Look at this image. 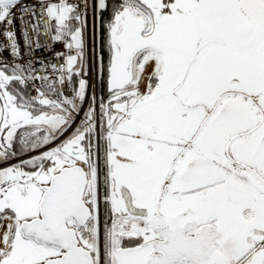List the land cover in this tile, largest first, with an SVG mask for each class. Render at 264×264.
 <instances>
[{"label":"snow or ice","instance_id":"6c2138e0","mask_svg":"<svg viewBox=\"0 0 264 264\" xmlns=\"http://www.w3.org/2000/svg\"><path fill=\"white\" fill-rule=\"evenodd\" d=\"M17 21L66 51L0 60V264H264V0H0L14 58Z\"/></svg>","mask_w":264,"mask_h":264},{"label":"built area","instance_id":"2783aa9c","mask_svg":"<svg viewBox=\"0 0 264 264\" xmlns=\"http://www.w3.org/2000/svg\"><path fill=\"white\" fill-rule=\"evenodd\" d=\"M29 4L33 3L34 0H27ZM52 2H56V0H52ZM71 2L74 3H82V0H71ZM89 3H91V0H89ZM83 10V9H82ZM86 17L88 20V26H89V35H90V40H89V45L90 48L93 46V40H92V35L93 33H97V40H96V47L98 48V32L97 28L98 25L95 20V13L92 8H89L86 13ZM35 22V20L33 21ZM8 30L7 26L5 25H0V49H3L0 51V60H3L8 63H13V62H22V63H27L29 60H32L34 63V67L39 70L41 68V63L37 61H43V63H51L55 62V53L59 51H66L64 49V46L61 42H51L48 40V38L44 35V29L43 26L41 25L40 30H39V37L35 33L31 32V28L29 27L28 31L30 35L32 36L33 41L39 39L40 44L42 47L40 49H35L32 52H29L28 46L24 42V24L23 22L17 21L16 24V32H17V43L19 47L21 48V56L14 58L11 53V47L7 43L6 38L2 35L4 31ZM47 46V48L51 49L46 50L44 46ZM91 55V52H90ZM94 82V81H93ZM35 87H39L41 84V81H33L31 82ZM71 88L72 86L69 85L66 88V94L71 93ZM91 91V90H90ZM32 94L35 95V91L32 90ZM99 95V93H98ZM86 107V105H85ZM83 113H81V116ZM77 123H79V118L77 119Z\"/></svg>","mask_w":264,"mask_h":264},{"label":"trees","instance_id":"16d2710c","mask_svg":"<svg viewBox=\"0 0 264 264\" xmlns=\"http://www.w3.org/2000/svg\"><path fill=\"white\" fill-rule=\"evenodd\" d=\"M105 16H107V13H105Z\"/></svg>","mask_w":264,"mask_h":264}]
</instances>
